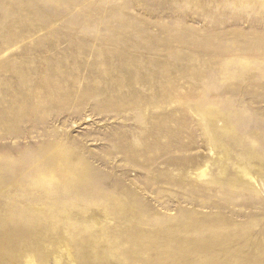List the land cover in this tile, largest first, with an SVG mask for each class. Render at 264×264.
<instances>
[{"label": "rangeland", "instance_id": "374dc122", "mask_svg": "<svg viewBox=\"0 0 264 264\" xmlns=\"http://www.w3.org/2000/svg\"><path fill=\"white\" fill-rule=\"evenodd\" d=\"M0 264H264V0H0Z\"/></svg>", "mask_w": 264, "mask_h": 264}]
</instances>
